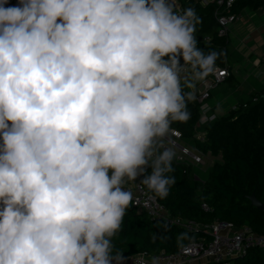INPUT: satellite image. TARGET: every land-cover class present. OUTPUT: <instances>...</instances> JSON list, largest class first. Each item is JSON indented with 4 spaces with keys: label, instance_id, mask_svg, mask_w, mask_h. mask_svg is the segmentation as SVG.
I'll return each instance as SVG.
<instances>
[{
    "label": "clouds",
    "instance_id": "1",
    "mask_svg": "<svg viewBox=\"0 0 264 264\" xmlns=\"http://www.w3.org/2000/svg\"><path fill=\"white\" fill-rule=\"evenodd\" d=\"M8 5L0 0V264H118L112 238L133 204L168 197L172 125L190 119L220 54L198 47L200 18L178 0ZM140 177L143 201L126 187Z\"/></svg>",
    "mask_w": 264,
    "mask_h": 264
},
{
    "label": "trees",
    "instance_id": "2",
    "mask_svg": "<svg viewBox=\"0 0 264 264\" xmlns=\"http://www.w3.org/2000/svg\"><path fill=\"white\" fill-rule=\"evenodd\" d=\"M178 3L182 9L193 8L200 18L195 33L198 47L206 54L211 51L220 54L216 66H227L230 57L229 39L219 34L218 16H238L245 7L264 8V0H235L229 8L225 4L220 5L218 0L206 3L203 0H178ZM200 106L197 99L190 102V119L187 123H174L172 128L182 131L186 143L203 154L221 156V160L214 162L204 181H199L194 165L175 159L174 171L170 175L176 182L171 186L168 197L159 201L172 216L180 219L201 225L223 220L237 227L250 226L264 234V209L257 208L250 200L255 193L264 203V90L253 93L239 104L237 110L231 109L226 115L217 116L203 126L205 140L195 136ZM203 203L211 210L207 211ZM205 236L204 230L190 231L163 220L151 219L132 205L126 212L121 230L112 238V254L130 257L143 252L174 253ZM233 264H264V249L251 248Z\"/></svg>",
    "mask_w": 264,
    "mask_h": 264
},
{
    "label": "built area",
    "instance_id": "3",
    "mask_svg": "<svg viewBox=\"0 0 264 264\" xmlns=\"http://www.w3.org/2000/svg\"><path fill=\"white\" fill-rule=\"evenodd\" d=\"M209 0H203L206 3ZM235 0H218L220 5L225 4L231 7ZM18 0H9L8 6H16ZM178 6H181L178 3ZM182 9V8H181ZM237 15H219L220 24L219 34L228 36L230 24L235 21ZM230 74L227 66H216L214 74L210 75L205 84H201L200 92L196 99L200 103V118L197 124L195 136L199 140H205L204 127L207 123L214 120L217 115H208L211 105L208 100L212 90L220 84L226 76ZM257 97L255 98V100ZM244 106L246 104L244 103ZM239 105L233 107L237 110ZM175 146L177 151L176 160L181 163L191 165H205V154L196 147L185 142L182 131L172 128L168 138ZM140 178L137 179L135 187L127 185L137 195L141 201L145 198L142 194V186L139 185ZM140 212H145L151 219L163 220L168 224L179 225L190 231L204 230L207 236L199 238L195 242L182 246L177 252L167 253H148L143 252L130 257L120 256L118 264H233L234 260L245 255L249 249L260 247L264 249V234L254 231L250 226L237 227L233 223L223 220H216L211 224L201 225L192 220L180 219L170 214L168 208L157 199L148 207L133 204ZM202 206L207 210L210 207L203 203Z\"/></svg>",
    "mask_w": 264,
    "mask_h": 264
},
{
    "label": "crops",
    "instance_id": "4",
    "mask_svg": "<svg viewBox=\"0 0 264 264\" xmlns=\"http://www.w3.org/2000/svg\"><path fill=\"white\" fill-rule=\"evenodd\" d=\"M228 39L230 74L212 90L208 115L224 116L253 93L264 90V8L245 7L230 24ZM200 85L196 87V97ZM205 159L212 166L221 156L205 154Z\"/></svg>",
    "mask_w": 264,
    "mask_h": 264
},
{
    "label": "rangeland",
    "instance_id": "5",
    "mask_svg": "<svg viewBox=\"0 0 264 264\" xmlns=\"http://www.w3.org/2000/svg\"><path fill=\"white\" fill-rule=\"evenodd\" d=\"M205 161H207L205 165H194V173L199 181H204L209 174L211 161L208 159L207 160L205 159Z\"/></svg>",
    "mask_w": 264,
    "mask_h": 264
},
{
    "label": "water",
    "instance_id": "6",
    "mask_svg": "<svg viewBox=\"0 0 264 264\" xmlns=\"http://www.w3.org/2000/svg\"><path fill=\"white\" fill-rule=\"evenodd\" d=\"M250 200L252 204L256 206L257 208L264 209V203L258 200L255 193L252 194V196L250 197Z\"/></svg>",
    "mask_w": 264,
    "mask_h": 264
}]
</instances>
